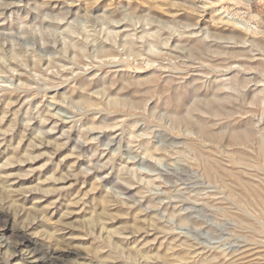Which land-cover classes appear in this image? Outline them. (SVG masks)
Listing matches in <instances>:
<instances>
[{
    "label": "rangeland",
    "instance_id": "obj_1",
    "mask_svg": "<svg viewBox=\"0 0 264 264\" xmlns=\"http://www.w3.org/2000/svg\"><path fill=\"white\" fill-rule=\"evenodd\" d=\"M201 2L114 0L113 15H104V19H110L112 24L101 35L87 24L84 31L67 27L63 23L57 24L56 21H60L61 17L56 13L65 7L58 0H0V3L9 5L7 9L0 8L4 13L3 18L8 19L9 14L12 16L9 23L0 25V41L11 38L19 42L21 53L27 46L34 45L38 55L28 58V68L37 64L36 74H42L43 69V73L50 78L60 70L67 75L73 61L65 56L73 57L78 66L83 65L85 68V72L74 80L75 89L71 84H66L55 91H49L48 95L57 106L54 111L60 110L69 99L77 100L81 108L86 110L76 122L51 119L41 123L37 105L41 103L42 97L33 96L31 86L35 80L32 79V73L15 61H9L7 67L0 61V175L7 178L6 184H0L3 191H0V196H4L2 199L6 201L0 203V264H15L18 258H23L22 264H75L83 260V252L69 248L66 244L61 246L57 244L58 241L71 238L73 243H92V237L86 234V222L101 214L100 217H108L128 213L129 218L125 222L131 223V217L135 216L138 209L118 206L113 204V200L120 199L124 194L135 196L138 189H126L119 185L117 191L113 186L122 163L134 159L142 152H151L152 149L160 153L163 168L143 157L136 159L135 164L130 166L156 171L165 187L159 194L149 197V201L156 203L168 200L169 203L163 206L161 212L166 210L172 214L173 210L179 211L181 215L177 217V223L183 221L190 225L187 231L191 239L181 238L187 241L186 245H181L182 249L187 248V251L179 254L182 257L181 264H197L205 256L214 258L220 255L209 250L196 257L192 251H201L198 245L212 240L224 241L221 247L226 246L229 256L233 253L243 254L248 241L255 238L257 231L264 229V134H258L257 128V119L264 117L261 116L262 110H249L246 107L249 103L259 104L260 98L252 97L253 86L246 89L242 102L233 105L231 110L220 106L218 113H213L209 109L210 106L216 108L210 97L220 87L219 81L223 75L231 76L233 83L240 88L262 78L264 60L250 59V54L254 51L251 48L253 45L264 48V0H244L250 4L251 13L258 16V22H253L258 24H255L258 28L255 37L247 36V32L224 23L229 16L221 14L227 11L231 15L230 10H237L233 8V0H213V7L205 8L202 12L199 10ZM170 4L171 7L168 6ZM42 6L52 10V17L44 23H40L39 12L34 11ZM87 7L85 0L72 5L73 17L78 9ZM107 7L109 0H99V3L92 6L89 17L101 19L97 12ZM80 14L83 15V12ZM24 17H27L28 23L25 31L21 32L19 22ZM73 23L77 21L73 19ZM177 23L207 31L217 41L213 45L216 54L223 56L219 63L225 67L232 64L240 67L230 73H213L203 90L199 84H195V80L203 81L204 77L193 69L194 86L173 90V77L185 74L164 72L167 71L162 65L165 58H174L168 56L165 49L179 48L185 44L191 46L193 43L177 36L170 38L169 29ZM12 47L13 44L8 43L5 52H10ZM122 57L128 58L126 67L119 64ZM116 66L120 68L118 77L127 82L125 92L132 90L133 100L152 93L160 95L164 101L157 106L165 116L164 124L144 121L138 129L148 132L149 139L131 140L137 134L132 132V126L143 119L139 114L126 113L129 115L126 122L118 120L115 115L129 103L126 96L112 95L105 87L112 82V76L116 75L110 72ZM148 71L153 74L147 80L135 78V73ZM106 73L110 74L105 77ZM165 77L169 82L162 87L161 80ZM81 86H86L84 89L87 91H80L83 89ZM105 95L111 96L110 102L119 101L118 104L109 102L111 109L104 107L99 101ZM43 103L49 102L45 100ZM217 116L221 118L215 119ZM11 126L14 131L9 129ZM200 129L207 133L204 134ZM186 130L195 133L198 139L185 137L184 143H179L176 138L184 136ZM97 136L100 138L98 142H89ZM233 136L239 139L235 140ZM110 141L112 146L105 154L103 145ZM117 146L120 147V153L114 165L90 170L96 164H106L111 158V151ZM72 173L78 175L73 176ZM5 185L22 191L15 194L5 192ZM11 199L13 203H10ZM5 206L8 210L3 209ZM25 211L30 213V219L24 218L27 214ZM21 216L23 219H20ZM32 217L36 220H32ZM114 223L121 224V221L115 220ZM69 224L74 226L68 227ZM197 228L200 231H196ZM50 229L51 233H55L54 240L48 239L46 233H41ZM18 230L21 233L27 232L35 241L38 239L36 246H22L17 236ZM99 246V242L93 243L94 248ZM34 248L39 250L37 256L31 253ZM253 255L260 260L259 252ZM161 259L167 260V257Z\"/></svg>",
    "mask_w": 264,
    "mask_h": 264
},
{
    "label": "clouds",
    "instance_id": "obj_2",
    "mask_svg": "<svg viewBox=\"0 0 264 264\" xmlns=\"http://www.w3.org/2000/svg\"><path fill=\"white\" fill-rule=\"evenodd\" d=\"M51 2V0H47ZM65 6L64 9L56 13L61 17L60 21H56L57 24H66L67 27L78 28L81 31L86 30L85 24L90 25L92 29H95L97 34H103L111 26L112 21L110 19H104L105 13L112 14V7L114 0H109V7L104 8L103 11L97 12V15L101 19H97L96 16L89 17L92 11V6L99 3V0H85L88 5L87 8L78 9L76 15L73 17L71 6L81 3V0H58ZM171 7L172 5H168ZM9 5L7 3H0V8L7 9ZM213 7V0H202L199 10L202 12L205 8ZM233 8L237 10H230L225 12L229 19L225 21V24H231L232 26L247 32L248 36L255 37L258 34V28L253 23L258 20L250 9V4L245 3L244 0H233ZM238 9H246L238 10ZM34 11L39 12L40 23L49 21L52 17V10H46V6H42ZM81 11L83 15H81ZM4 13L0 11V25L9 23L12 16L9 14L8 19L3 18ZM71 17V18H70ZM247 17V19H245ZM73 19L77 21L73 23ZM28 23L27 17H24L19 22L21 32L25 31V25ZM97 25H100L98 28ZM64 29H61L63 31ZM171 36L181 37L186 41H192V45L187 44L172 49H165L168 56L174 57L173 59L165 58L163 67L167 69L164 72H171L174 74L184 73L185 75H175L173 77L174 83L172 85L173 90L180 87L194 86V77L192 70H198L203 75L204 80H195V84H199L201 89L207 87L206 81L211 80L213 73H230L233 69L240 67L237 64L231 66H222L219 62L223 59V56H219L215 52L213 45L217 43L214 38H211L209 33L205 30H201L193 27H184L182 24L177 23L174 28H170ZM264 34V33H262ZM8 43H12L13 47L10 52H5V48ZM22 46L19 42H14L11 38H5L0 41V61H3L5 67H7L9 61H15L20 64L22 68L27 69L29 73H32V79L35 83L31 86L34 97H42L41 103L37 105V111L40 112L41 123H47L51 119L63 120L67 122L79 121L85 114L86 110H83L77 100L69 99L68 102L61 106L60 110L51 100V96L48 95L49 91H55L62 88L66 84H71L75 89V78L85 72L83 65H77L73 57H67L66 59L72 60L71 68L68 70V74L64 75L63 70L54 73L50 78L46 73H43L41 69L40 75L36 74V65L32 68H28L27 60L29 57L37 56L35 53L34 45L27 46V49L22 51ZM254 51L250 54V59L264 60V48H256L255 45L251 47ZM257 53H260L258 56ZM43 59V57H41ZM127 57H122L119 64L127 66ZM99 67V65H97ZM203 70H208L204 72ZM246 71L247 69H242ZM11 69L9 72L11 73ZM120 71L119 66H116L110 70L115 72L113 80L107 86H105L112 95H124L129 101L125 108H122L116 113L118 120L127 121L129 115L139 114L143 119L139 123L132 126V132L137 133L131 137L132 141H139L149 139L150 134L140 129V124L144 121L153 122L155 124H164L165 116L163 112L157 107L159 104L164 103L162 98L152 93H146L143 96L137 97L135 100L131 98L132 90L125 92L127 82L118 77ZM110 73H106V76ZM153 72L148 71L144 73H135L137 80H147L152 76ZM261 79L258 81H252L245 85L244 88L237 87L231 76L223 75L219 81L220 87L216 90L212 97H210L211 103L217 109L223 106L225 109L231 110L233 105L240 104L247 88H253L252 97L260 98L259 104H247L246 107L249 110H262L261 116L264 117V71L261 72ZM169 80L167 77L161 80V86H166ZM90 87V85H89ZM259 89V91H256ZM68 91L67 88L64 89ZM84 92L87 89H80ZM207 94V93H202ZM63 98L62 96L60 97ZM229 99L231 103H229ZM47 100L49 103L44 104ZM111 96L105 95V98L100 103L104 104V107L110 108ZM191 107V104L188 105ZM207 107V106H205ZM46 109L42 111L41 109ZM127 113V114H126ZM221 117L217 116L215 119L219 120ZM258 134H264V118L257 119ZM117 131V135H119ZM40 135H43L41 133ZM185 137H189L192 140H197V136L193 132L186 130L185 135L177 137L179 143H184ZM99 137H94L92 143L99 141ZM115 137L113 138V140ZM78 143H85V141H78ZM112 142L103 145L105 154L111 148ZM134 147V145H133ZM120 153V147L117 146L115 150L111 151V158L106 164H96L92 166L90 170L102 169L107 166L114 165V161ZM99 155V153H96ZM143 157L146 160L153 161L159 168H163L164 164L160 158V153L155 149L151 152H142L134 159H129L127 162L122 163L118 169V176L113 186L119 191V185H123L126 189H138L135 196L121 195L118 200H113V204L123 206L128 209L136 208L134 217H131V223H126L129 214H119L108 217H96L89 219L86 222L87 232L86 234L92 237V243L80 244L73 243L72 239L65 241H58V244L63 246L67 245L69 248L78 249L84 253L83 260H78L75 264H181L180 253L187 251V248L182 249L181 245H186L187 241L181 239L182 237H188L191 239L190 233L187 229L190 225L181 221L177 223V217L181 215L179 211L173 210L172 214L168 211L161 212L163 206L168 204V200H161L156 203L149 201V197L159 194L161 189L165 187L162 182V178L156 171H153L146 167L130 166L135 164V160ZM175 157H173L174 159ZM31 159V158H30ZM113 170L116 169L113 167ZM73 176L78 175L72 173ZM148 177H154L149 179ZM7 178L0 175V184H6ZM6 192L15 194L21 189H14L11 185H8L5 189ZM11 198V197H9ZM131 201V203L129 202ZM160 212V214H157ZM115 220H120L121 224H115ZM109 225H112L109 227ZM73 224H69L68 227H73ZM79 226V225H76ZM196 231H200L197 228ZM99 242V247L94 248L93 243ZM224 244L222 240H212L210 243L198 245L201 251L192 249L195 252L196 257H200L202 253H207L209 250L220 253V255L209 258L205 256L203 260H198L197 264H264V229L257 231L255 238L248 241V247L244 250L243 254L233 253L231 256L227 254L226 246L221 247ZM160 245H164L163 248ZM260 253V260L253 253ZM157 253L160 255L157 256ZM162 257H167V260H162ZM23 258H18L15 264H22ZM192 259L191 256L188 257Z\"/></svg>",
    "mask_w": 264,
    "mask_h": 264
},
{
    "label": "bare ground",
    "instance_id": "obj_3",
    "mask_svg": "<svg viewBox=\"0 0 264 264\" xmlns=\"http://www.w3.org/2000/svg\"><path fill=\"white\" fill-rule=\"evenodd\" d=\"M222 10L223 11H226V10H224V8H222ZM225 14V12H223L222 14H221V16L222 15H224ZM258 17V16H257ZM220 18V17H219ZM226 19L228 18V17H225ZM225 18H223V19H225ZM222 19V18H221ZM222 19V20H223ZM229 19V18H228ZM256 22H258V21H256ZM256 24V23H255ZM256 25H258V24H256ZM248 36V35H247ZM246 37V36H245ZM143 39V38H142ZM164 43V42H163ZM68 51V50H67ZM234 56H237V55H234ZM236 58V57H235ZM37 65V64H36ZM16 66V65H15ZM14 66V67H15ZM14 69V68H13ZM28 82V81H27ZM84 84V83H83ZM84 86V85H83ZM83 86H81V87H83ZM86 87V86H85ZM85 87H83V89L85 88ZM210 88V87H209ZM219 88V87H218ZM212 89H214L213 87H212ZM7 90V89H6ZM215 91V90H214ZM28 92V91H27ZM73 92V91H72ZM210 92V91H209ZM172 95V94H171ZM213 95V94H212ZM160 96V95H159ZM9 97V96H8ZM208 99V98H207ZM17 100V99H16ZM5 101H6V99H5ZM9 101V100H8ZM11 101V100H10ZM7 102V101H6ZM5 102V103H6ZM12 102V101H11ZM117 102H119V101H112V102H110L111 104H118ZM209 102H210V100H209ZM259 103V102H258ZM8 104V103H7ZM83 104H84V102H83ZM121 104H122V102H121ZM170 106H171V104H170ZM9 107H10V105H9ZM167 108V107H166ZM244 108V107H243ZM210 111H212L213 113H218V109L217 108H212L211 106H210ZM119 110V109H118ZM221 110V109H220ZM248 110V109H247ZM3 111V110H2ZM174 112H176V111H174ZM186 114V113H185ZM225 115V114H224ZM243 115V114H242ZM247 115V114H246ZM175 119V118H174ZM12 123V122H11ZM232 123V122H231ZM102 126V125H101ZM12 127V126H11ZM9 129H13V131H14V128L12 127V128H9ZM201 131H203V133L204 134H206L207 132L204 130V129H200ZM9 133V132H8ZM4 134H6L5 132H4ZM199 134V133H198ZM201 136V135H200ZM254 136V135H253ZM3 137V136H2ZM251 137V136H250ZM233 138L235 139V140H237V139H239V137H237V136H233ZM216 140V139H215ZM241 140V139H240ZM263 140V139H262ZM259 141V140H258ZM257 141V142H258ZM264 141V140H263ZM42 142V141H41ZM240 143H241V141H240ZM42 144V143H41ZM46 144V143H45ZM214 144V143H213ZM228 145V144H227ZM260 145V144H259ZM34 146V145H33ZM146 146V145H145ZM229 146V145H228ZM262 146V145H261ZM31 147V146H30ZM37 147V146H36ZM248 148V147H247ZM30 149V148H29ZM264 149V148H263ZM262 149V150H263ZM27 150V149H26ZM254 150H255V148H254ZM259 150V149H258ZM24 151V150H23ZM147 151V150H146ZM149 151V150H148ZM246 151V150H245ZM29 153V152H28ZM31 153V152H30ZM228 154H230L229 152H228ZM244 155V154H243ZM16 156V155H15ZM26 156L27 155H25V158H26ZM203 156V155H202ZM260 157V156H259ZM27 158H29V157H27ZM12 159V158H11ZM32 159V158H31ZM227 159V158H226ZM241 159V158H240ZM239 159V160H240ZM259 159V158H258ZM15 160V159H14ZM16 160L17 161H19L17 158H16ZM21 160V159H20ZM235 160V159H234ZM245 160V159H244ZM10 161V160H9ZM259 161V160H258ZM25 162V161H24ZM10 163V162H9ZM243 163H245L244 161H243ZM248 163V162H247ZM246 163V164H247ZM238 164V163H237ZM262 164V163H261ZM9 165H11V164H9ZM240 165V164H239ZM221 176V175H220ZM237 179H239V178H237ZM238 181V180H237ZM238 183V182H237ZM239 184V183H238ZM238 186V185H237ZM248 186V185H247ZM258 186V185H257ZM5 187H6V185H5ZM241 188H242V186H240ZM255 187V186H254ZM3 189V188H2ZM259 189H260V186H259ZM0 191H2L1 189H0ZM5 191V190H4ZM3 192V191H2ZM2 192H0V193H2ZM6 192V191H5ZM253 192V191H252ZM251 193V192H250ZM256 193V192H255ZM4 194V193H3ZM0 195H2V194H0ZM8 195V194H7ZM252 195V194H251ZM4 196H0V203H3V201L4 202H6L5 201V199L3 200L2 198H3ZM10 197V196H9ZM8 198V197H7ZM13 198H15V197H13ZM246 199H248V198H246ZM101 200H102V198H101ZM104 200V199H103ZM10 202V201H9ZM10 203H13L12 202V199H11V202ZM101 204V203H100ZM1 205V204H0ZM13 206H16V204L15 205H13ZM2 207V206H1ZM6 207V206H5ZM20 207V206H19ZM103 208V207H102ZM3 209H7V207L6 208H4L3 207ZM19 209V208H18ZM20 209H22V208H20ZM34 209V211H35V208H33ZM0 210H1V208H0ZM8 210V209H7ZM7 210H5V212L7 211ZM13 210V209H12ZM16 211V210H15ZM22 211H24V210H22ZM28 212H29V210H27ZM2 212V211H1ZM4 212V211H3ZM10 212V211H9ZM8 212V213H9ZM13 212V211H12ZM18 212H19V210H18ZM26 212V211H25ZM33 212V211H32ZM20 213V212H19ZM27 213V212H26ZM106 213V212H105ZM10 214V213H9ZM16 214V213H15ZM24 214V213H23ZM33 214V213H32ZM37 214V216H38V212L36 213ZM34 215H35V212H34ZM65 215V214H64ZM102 215V214H101ZM100 215V216H101ZM23 216V215H22ZM21 216V217H22ZM36 216V215H35ZM99 216V217H100ZM104 216V215H103ZM9 217V216H8ZM14 217V216H13ZM24 217V216H23ZM23 217L22 218H20V219H23ZM65 217V216H64ZM63 217V218H64ZM3 218H4V216H3ZM11 218V217H10ZM25 219H30V213H27L26 215H25V217H24ZM66 218V217H65ZM92 218V217H91ZM94 218H96V216H94ZM2 219V218H1ZM17 219V218H16ZM19 219V220H20ZM45 219V218H44ZM32 220H36V218H34L33 219V217H32ZM65 221V220H64ZM21 222V221H20ZM24 223H25V221H24ZM28 223V222H27ZM27 223H25V224H27ZM31 223V222H30ZM30 223H29V225H30ZM40 223V222H39ZM22 224V223H21ZM42 224V223H41ZM44 224V223H43ZM31 225H32V223H31ZM33 226V225H32ZM45 225H39L38 227H44ZM26 227V226H25ZM34 227V226H33ZM58 227V226H57ZM46 228V227H45ZM22 229V228H21ZM24 229V228H23ZM27 229H29L28 231H30V228H28L27 227ZM38 229V228H37ZM47 229H49V228H47ZM19 231V230H18ZM24 231V230H23ZM25 231H27V230H25ZM51 231V229L49 230V231H41V233H46L45 235L48 237V239H50V240H54V234L53 233H51L50 232ZM64 231V230H63ZM36 232V231H35ZM57 232V231H56ZM20 233V234H19ZM19 235L17 234V236L19 237V243L22 245V244H31V245H34V246H36V241H38V239H36V241L34 240L35 238H33V237H30L29 235H27V232H20L19 231ZM30 233V232H29ZM33 234H35V233H33ZM32 236V235H31ZM35 237H36V235H35ZM46 237V238H47ZM57 238V237H56ZM62 238H64V237H62ZM47 239V240H48ZM61 240V239H60ZM57 241V239L54 241V243ZM43 242V241H42ZM48 242V241H47ZM39 244V243H38ZM48 244V243H47ZM50 245H51V243H49ZM58 244V243H57ZM23 246V245H22ZM31 247V246H30ZM39 247V246H38ZM57 247V246H56ZM54 250H56V249H54ZM59 250V249H58ZM62 250V249H61ZM60 250V251H61ZM39 251V250H38ZM37 249L36 248H34L33 250H32V252L31 253H34L35 254V256H37ZM72 251H75V250H72ZM77 251V250H76ZM57 252V251H56ZM66 252V251H65ZM39 253V252H38ZM61 253H62V251H61ZM33 255V254H32ZM47 255V254H46ZM57 255V254H56ZM45 256V255H44ZM48 257V256H47ZM59 257V256H58ZM260 257V256H259ZM40 259V258H39ZM165 260V259H164ZM38 261V260H37ZM64 262V261H63Z\"/></svg>",
    "mask_w": 264,
    "mask_h": 264
}]
</instances>
